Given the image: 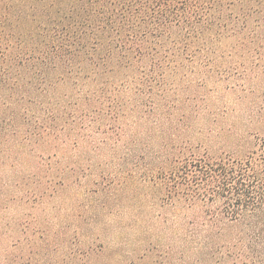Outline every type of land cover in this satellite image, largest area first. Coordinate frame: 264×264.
<instances>
[{
    "label": "trees",
    "instance_id": "16d2710c",
    "mask_svg": "<svg viewBox=\"0 0 264 264\" xmlns=\"http://www.w3.org/2000/svg\"><path fill=\"white\" fill-rule=\"evenodd\" d=\"M82 143L153 158L115 179L163 209L103 247L116 264H264V0H0V156Z\"/></svg>",
    "mask_w": 264,
    "mask_h": 264
},
{
    "label": "rangeland",
    "instance_id": "374dc122",
    "mask_svg": "<svg viewBox=\"0 0 264 264\" xmlns=\"http://www.w3.org/2000/svg\"><path fill=\"white\" fill-rule=\"evenodd\" d=\"M230 104L232 134L224 144L215 134L213 147L234 154L240 150L236 134L245 128L247 100ZM190 123L195 129L204 125L193 116ZM63 149L59 156H0L7 159L0 166L1 190L5 187L0 194V264H116V255L104 248L120 236H132L136 218L148 220L149 210L163 211L151 185L129 178L124 184L115 181L147 171L152 157L123 155L121 146L92 151L89 143ZM46 185V195L36 202L11 198L28 189L37 195Z\"/></svg>",
    "mask_w": 264,
    "mask_h": 264
}]
</instances>
